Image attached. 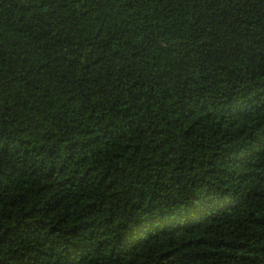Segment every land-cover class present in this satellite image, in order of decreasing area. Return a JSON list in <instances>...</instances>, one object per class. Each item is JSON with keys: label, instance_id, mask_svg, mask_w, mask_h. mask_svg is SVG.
Here are the masks:
<instances>
[{"label": "trees", "instance_id": "obj_1", "mask_svg": "<svg viewBox=\"0 0 264 264\" xmlns=\"http://www.w3.org/2000/svg\"><path fill=\"white\" fill-rule=\"evenodd\" d=\"M0 264H264V0H0Z\"/></svg>", "mask_w": 264, "mask_h": 264}]
</instances>
